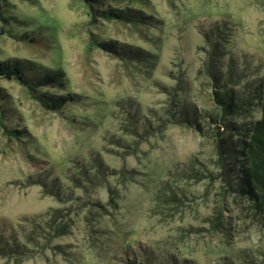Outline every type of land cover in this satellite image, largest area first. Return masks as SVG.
<instances>
[{"label":"rangeland","instance_id":"obj_1","mask_svg":"<svg viewBox=\"0 0 264 264\" xmlns=\"http://www.w3.org/2000/svg\"><path fill=\"white\" fill-rule=\"evenodd\" d=\"M8 1L0 60L59 74L62 86L41 90L72 100L45 111L0 77L15 112L0 116V232L30 249L0 264L262 262L264 217L227 188L211 130L182 119L196 111L208 129L224 86L249 92L246 119L261 115L253 87L264 82V0H141V29L91 27L81 0ZM90 29L139 56L90 47ZM214 37L223 87L207 70Z\"/></svg>","mask_w":264,"mask_h":264},{"label":"trees","instance_id":"obj_2","mask_svg":"<svg viewBox=\"0 0 264 264\" xmlns=\"http://www.w3.org/2000/svg\"><path fill=\"white\" fill-rule=\"evenodd\" d=\"M86 7L89 16V25L92 27L98 20L104 19L108 22H117L124 26H134L141 29L149 22V15L142 9L135 8L133 4L141 0H126L124 7L117 6L124 0H81ZM140 3V2H139ZM9 10L11 4L8 0H0V12L3 7ZM9 23H7L8 25ZM149 24V23H148ZM11 33V29H7ZM90 32V41L105 51L112 52L123 58L137 59L138 52L118 46L115 41L99 40V37ZM213 32V31H212ZM213 34H215L213 32ZM222 53V47L215 37L212 42V52L207 63L208 74L213 83L218 87L225 85L223 69L218 57ZM32 62L13 57L8 60H0V77L6 80H17L27 88L32 99L36 100L45 111L61 113L63 105L71 101L70 96L57 95L50 97L49 93L42 91V86L60 85L63 79L59 74L51 71L39 70L32 66ZM232 72L229 75L232 77ZM225 90L215 89V102L217 112L208 115V129H205L203 122L199 120L196 111H189L183 117V121L188 122L196 130L207 133L211 130V138L217 154L218 166L221 168L222 178L228 185L236 198H241L247 202L254 214L264 217V82L256 83L253 87L256 90L257 103L260 106L261 115L255 119H246L251 95L246 89L235 90L226 88ZM11 97L0 85V116L1 118H13L15 112L11 106ZM181 118V117H179ZM179 120V119H177ZM215 124V126H213ZM9 139L21 141L23 130L16 127H7L3 123ZM206 134V133H205ZM207 135V134H206ZM57 191V190H56ZM59 191H57L58 193ZM238 202V200H236ZM29 248L20 243L15 235L9 238L0 232V256L20 257L29 254ZM130 264H145V262L132 261ZM246 264H264L250 260Z\"/></svg>","mask_w":264,"mask_h":264}]
</instances>
